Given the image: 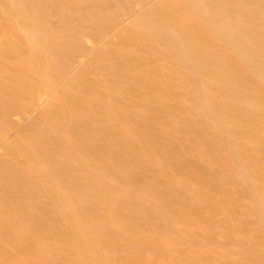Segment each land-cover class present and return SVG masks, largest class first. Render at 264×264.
<instances>
[{
	"label": "rangeland",
	"instance_id": "374dc122",
	"mask_svg": "<svg viewBox=\"0 0 264 264\" xmlns=\"http://www.w3.org/2000/svg\"><path fill=\"white\" fill-rule=\"evenodd\" d=\"M13 13V27L3 28L0 18V264H264V116L254 113L255 103L218 104L215 91L206 103L220 121L207 119L187 96L195 76L136 49L139 24L102 39L116 11L96 21V37L75 34L61 43L22 32ZM36 24L48 20L38 14ZM181 25L195 27L188 18ZM11 44L18 56L7 50ZM217 54L264 99V85L234 66L230 50ZM196 74L202 95H210L212 82L206 87ZM69 99L75 112L71 104L68 111L83 119L70 116L63 136L59 109ZM143 122L152 127L140 130ZM19 149L31 154L34 172ZM65 213L75 233L88 234L92 251L76 241Z\"/></svg>",
	"mask_w": 264,
	"mask_h": 264
},
{
	"label": "bare ground",
	"instance_id": "6f19581e",
	"mask_svg": "<svg viewBox=\"0 0 264 264\" xmlns=\"http://www.w3.org/2000/svg\"><path fill=\"white\" fill-rule=\"evenodd\" d=\"M28 6H30L31 9H29L30 7L28 8ZM35 6H42L43 10L40 11V13H35L33 12ZM1 10L2 13L0 12V18L2 19L4 17L7 18L8 15L9 17H12V15L10 14L16 11L19 17V20L16 19L18 21V23H16L19 24L20 22V25L23 24L21 28L22 32H27V34H29L32 38L35 37V39H38L41 37H45V40L47 42L58 39V43H61V40H65V38L71 37L75 34H87L94 36L95 31L92 28L96 27V21L100 19L103 22L108 21L110 14L116 11L118 18L115 20V22H113L111 27L112 30L108 29L109 31H107L106 33L107 36L104 34V36H102V39H104L105 37H109V39H112L110 35L113 32L117 31V33H115L116 35L121 34V32L127 29L130 25L139 24L142 29L138 28L140 32L137 31L134 34L133 38L135 40V37H139V39L137 41L129 40V42L131 41V43H133L134 41V44L137 45L136 49H138L140 46V48H145L147 50V54L153 53V55L151 54L152 57L156 55L158 61V57L160 56L161 58L162 56V61L167 60L168 63H173L178 67L181 66L182 69L184 67L186 68V70H183L189 72L188 76H195L192 79V82L190 81L189 83V85L191 84V89L190 93L187 96L191 97V95H193L191 97V100L194 109L200 112L207 119L217 122L220 121V116L215 111V109L210 104L206 103V101H211V98L215 94V91H217L218 104H221L224 99L230 100L234 104L242 105H245L246 103L252 101L253 103H255L253 110L254 113H257L259 116H264V99H261L254 93L248 91L239 82V78L236 75H233L232 72H229V65L226 62L222 61L220 55L217 54L219 50L220 52L224 49L230 50L233 53L232 59L236 61L234 63V66L238 69H245L247 72H251L255 76L257 81L264 85V0H0V11ZM4 10H8L6 12H9V14L4 15ZM38 14H41V16L48 20V24L46 26H42L39 24L37 26L36 23ZM113 18L114 17H112V19ZM187 18L192 20V22L195 24V27L191 31L181 25L182 21ZM2 19V26L4 25L3 28L13 27L11 26L12 21L10 22V20H13L14 17L12 19ZM8 20L10 23H8ZM71 22L80 23L75 26L67 27V25ZM196 24L201 26L203 30H206L212 44L206 42L201 37H198ZM96 30V33H98L99 29ZM31 33L34 35V37ZM115 34H112L114 35L113 37H115ZM99 38L101 39V36ZM11 46L12 47L9 46L7 50L14 52L15 55L18 56V52L15 51L16 47L12 44ZM33 48L30 47L29 49L32 50ZM41 49L45 50L46 46L42 47ZM22 53L23 52L21 51L20 55ZM44 59V63H48L50 61L49 55H44ZM148 59L150 58L148 57ZM132 63V61L128 60V64L122 65L121 68L123 70H126V68L129 69ZM100 68L102 69H100V71H103V73L105 69L106 72H109L107 68ZM98 70H95V75L97 74L96 72H98ZM26 71L31 75L30 70ZM86 71L88 70H85L83 73H88ZM110 71L112 70L110 69ZM17 72L20 73L19 70ZM196 73H200L204 78L203 84L212 82V85L209 86L210 95H202V89H204V86L201 84V81L198 79V75ZM131 74L133 75V73ZM92 78L99 79L95 76ZM96 79H94V81H96ZM94 81L92 82L91 79L90 83H94ZM207 84L204 85L207 87ZM33 86L37 87L36 81L33 82ZM51 88H53L52 85ZM103 91L105 92L104 89ZM45 93H47V91L42 94V98L40 99V101L38 100V103H45ZM40 96L41 95H39V97ZM39 97L37 99H39ZM62 99H64L63 95ZM90 99L92 98L90 97ZM66 101L65 103H62V108L59 109L61 110L60 112L66 116V118H64V124L63 126L57 127L58 130L61 131L63 136H65V131L72 125V121H70V119L73 120V118L71 117L76 116L72 114L75 112L74 105H72V101L74 100L69 99V102ZM52 104H54V101ZM69 104L72 105L73 110L72 108H69L68 111L67 106H69ZM84 108H86V106ZM70 109L73 111L72 113H70ZM66 110V113L69 112L71 114L70 115L68 113L69 117L71 116L70 118L67 114H65ZM93 113L94 111H92V115ZM95 114L97 115L98 113H94V115ZM115 114H117L116 111ZM94 115L92 117H94ZM105 115L109 116V114ZM100 116L102 117V115H99V117ZM80 118L82 117H74V119ZM105 119L106 118L102 120V123ZM106 120L105 122L107 123ZM160 124L161 129L158 128V130L162 131L164 130L165 124ZM141 125L140 127L142 129L139 127L138 128L142 131H146L144 129H149L152 127V124L147 125V123H141ZM226 140L227 136L225 138V141ZM19 152H24V158L26 157L28 163H30L31 166L29 168L30 171H32L34 167V160L32 162V157L30 156L31 154H29L27 150H20ZM158 166H161V164H158ZM19 169L21 170V168ZM42 177H44V175ZM44 178L47 179L48 176ZM39 201L37 199L38 204H40ZM40 206L42 205L40 204ZM60 213L64 214V210L59 207V214ZM71 216L72 215L68 213H65L64 215L66 220H68L70 225H72V227L75 229L73 230L76 241H78L79 245L81 244L85 250L87 247L89 251H92V249H90L89 238L87 237L88 234H86L84 230L80 231L78 234L77 232L75 233V231H79L80 229H76V221L75 219H73V216Z\"/></svg>",
	"mask_w": 264,
	"mask_h": 264
}]
</instances>
